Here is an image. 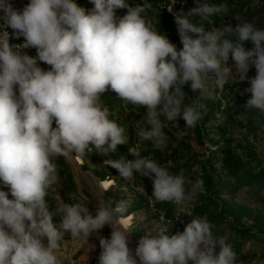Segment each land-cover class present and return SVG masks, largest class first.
<instances>
[{
  "label": "clouds",
  "instance_id": "9594fccd",
  "mask_svg": "<svg viewBox=\"0 0 264 264\" xmlns=\"http://www.w3.org/2000/svg\"><path fill=\"white\" fill-rule=\"evenodd\" d=\"M89 3L91 9L77 0H29L17 10L9 0H0V27L12 29L11 35L0 31V184L8 189L0 188V264H60L57 249L64 232L88 243L106 225L112 232L110 238L99 237V264H137L136 258L139 264H238L232 245L214 236L206 218H193L171 236L165 228L145 230L134 257L127 239L131 231L120 222L119 209L100 200L93 215L86 198L80 202L71 195V203H66L50 199L49 193L58 183L59 159L82 160L94 151L106 156L128 143V127L117 123L103 99L108 91L117 95L126 112L146 110L131 122L136 140L151 141L159 151L168 139L164 120L178 124L182 118L187 128H194L204 115L201 100L214 96L211 84L237 82V76L244 80L250 64L257 75L245 107L264 111V29L243 22L235 28L205 30L204 23L192 18L212 24L211 18L226 16L228 8L196 0V7L174 13L182 44L178 50L147 17L150 3ZM119 9L126 14L118 16ZM21 37L23 43H10ZM245 41L254 47L246 50ZM29 48L35 49V56L27 54ZM230 56L235 73L227 65ZM210 72L215 73L211 83ZM186 86L198 98L189 100ZM174 135L179 139L184 133ZM129 154L135 159L120 155L104 165L126 181L136 174L152 179L157 201L182 205L205 191L202 179L193 182L173 175L136 147L129 148ZM57 214L63 231L53 224Z\"/></svg>",
  "mask_w": 264,
  "mask_h": 264
},
{
  "label": "trees",
  "instance_id": "16d2710c",
  "mask_svg": "<svg viewBox=\"0 0 264 264\" xmlns=\"http://www.w3.org/2000/svg\"><path fill=\"white\" fill-rule=\"evenodd\" d=\"M161 1L163 0H129V3L131 5L150 3L152 9L146 13L147 17L156 23L161 34L167 35L179 50L182 48V44L176 30L174 14L168 13L164 9L161 10L157 5ZM178 1L179 4L174 7L175 13L187 12L197 6L196 0ZM183 1L185 4L182 6L180 3ZM207 2L225 5L228 8V13L226 16L212 17V24L201 21L199 17L192 18L193 22L198 25L204 23L205 30H210L212 27L220 28L225 25L235 28L243 22H249L256 28L264 29V0H207ZM92 7L93 5L90 3L87 9ZM125 14L126 9L117 10L118 16L122 17ZM230 38L235 39V36L232 35ZM244 47L246 50H251L254 45L251 41H245ZM247 74L251 79L255 78L257 70L254 65L249 67ZM210 76L209 73V78ZM248 89L250 87L247 88V93H243L241 89L234 91L230 85H224L219 96L214 92L213 98L202 99L201 102L206 106L203 110L202 120L194 128H187L190 133L196 136L201 145L205 141L208 143L206 154H202L201 160L198 161L195 157H191L169 168L173 175L182 174L187 180L193 182L196 179L204 181L205 191L196 194V202L191 205L187 214H180L176 204L155 200L152 197V179L136 174L134 180L129 181L126 185L135 189L143 187L145 191L132 192L130 194V207L123 214L117 212L118 217H126L134 211H143L151 218L157 221L161 220L172 233L182 232L184 227L195 217L206 218L213 226L214 236L224 237L227 243L232 245L237 254L238 264L251 262L256 257L254 248H264V229L261 226L254 229V226L244 223L243 209L234 204L235 197L243 192L252 193L257 202L264 203V153L260 147L264 142V113L255 108L245 107L252 96ZM185 90L188 91L189 100L198 98V94L192 93L188 86L185 87ZM103 99L110 110L115 113L113 118L117 120V123L126 127L125 122L134 118V112H126L124 107L122 108L119 104L118 97L114 92L108 91ZM140 109L143 112L146 111L143 107ZM161 118L163 119V117ZM163 122L168 121L164 120ZM177 122L180 127L185 126V121L182 118H178ZM172 123L168 122L170 127L163 129L165 134L173 133ZM127 133L128 143L118 146L116 153L105 156L94 151L82 159L84 163L82 169L87 170V165L92 167V174L98 181L113 180L116 182V187L110 186L103 192L106 201L114 208H116L115 204L125 197L123 192L117 189L124 187V179L119 176L116 169L110 165H104V161L118 159L120 155H124L128 160H134L135 157L129 154L131 147H136L142 156L149 158L157 153V150L152 148L151 141H145L142 144L134 138L128 128ZM57 164L61 183H57L54 190L50 191L49 198H62L66 203H71L69 196L74 195L77 201L85 202L76 190L73 177L64 159H59ZM195 165L200 166V172H195L193 175L192 169ZM62 184L67 185L66 193H62ZM187 185L186 182L185 186ZM0 188L7 191L2 184H0ZM84 196L88 197L86 193ZM53 202L50 200V204ZM88 207L95 215L97 210L89 205ZM56 221L62 223V218L53 219V224L60 231H63ZM130 231L132 241L138 245L140 241L138 232L136 230ZM215 251L218 254V245Z\"/></svg>",
  "mask_w": 264,
  "mask_h": 264
},
{
  "label": "rangeland",
  "instance_id": "374dc122",
  "mask_svg": "<svg viewBox=\"0 0 264 264\" xmlns=\"http://www.w3.org/2000/svg\"><path fill=\"white\" fill-rule=\"evenodd\" d=\"M89 6V4H88ZM227 65L232 68L233 72L235 73V64L232 59L228 60ZM253 66L250 64V67ZM210 82H212L215 79V73L210 72ZM251 78L246 74V78L244 80H239V77L237 76V82L235 80H229L224 85H230L234 91H237L238 89H241L243 93H247V88H251ZM223 86H218L216 83L211 84V88L213 92H216L217 96L221 93V90ZM119 104L122 106L121 102L119 101ZM123 108V106H122ZM259 110V109H258ZM260 112L264 113V111L259 110ZM144 114L142 109H138L137 112H134V118L126 121V128L131 130L134 138L136 139L135 135V129L132 126V121L139 120L141 116ZM165 125V128H169L170 125L168 122H163ZM178 123V122H177ZM172 132L171 134H166L168 136L166 147L159 151L157 150L156 154H153L150 158L156 160L161 165L167 167L168 169L173 167L176 164H180L184 162L185 160L195 157L196 160H201L202 154H206V150L208 148V143L205 141L203 145H201L196 136L189 132L186 126H181L179 124H176L175 122L172 123ZM163 130V129H162ZM183 132L184 135L182 138L177 139V137L174 135L175 132ZM262 152L264 153V142L260 146ZM66 164L69 167V171L73 177V181L75 183V187L77 192L80 194V196L85 200V198L88 200V205L91 206L93 209L97 210L99 201L101 200L100 194L97 192V190L89 184L82 173L76 172L72 165L70 164L69 160L66 161ZM82 165L84 164L83 161H81ZM81 165V167H82ZM84 170V169H83ZM90 173H92V167L87 165V170ZM195 172H200V166L195 165L192 169L193 175ZM112 182L111 186L116 187V182L113 180H110ZM123 186L124 187H118V190H121L123 194L125 195L124 199L121 201H118L115 206L117 209H119V213L123 214L127 208L131 205V199L130 194L134 191H145L143 187L139 188H133L126 185L129 183V181L123 180ZM58 183H61V178L59 177ZM189 185L186 186V188ZM8 191V189L6 188ZM62 193H66L67 185L62 184L61 185ZM107 190V189H106ZM103 190L102 192H104ZM84 193L87 194L88 197L84 196ZM59 195V194H58ZM253 194L250 192H243L239 195H237L234 199V204L239 206L243 209V221L247 225L254 226V229H258L259 226L264 229V203L261 204L260 202H257L253 196ZM197 195L194 196V198L191 201L185 202L182 205L177 206V210L180 214L184 215L188 213L189 208L191 205H193L196 202ZM50 210H54L55 208V202L51 203ZM130 224L127 226V229L130 230H136L138 232V236L140 239L145 235V230L151 228V229H159V228H165L167 227L163 224V222L157 221L153 218H151L149 215H147L143 211H134L131 214ZM62 217L60 215H54L53 219ZM188 220L186 221V223ZM57 225H61V221H56ZM112 232V228L109 225H106L102 230L99 231L98 234H94L89 237L88 243H85L83 241H74L71 238V235L69 232H64L63 239L59 242V247L57 249V256L60 260V264H99V256L102 251L100 244H99V237L104 238H110ZM178 233H172L170 230L167 231V235L171 236ZM128 234V233H127ZM155 235V233H153ZM46 243V240H45ZM92 246V247H91ZM137 248L138 245H135ZM256 257L249 262L248 264H264V248L258 247L254 248ZM132 252V251H131ZM133 256L135 257V253H133ZM137 259V264H139V260ZM188 264H193L192 261H189Z\"/></svg>",
  "mask_w": 264,
  "mask_h": 264
},
{
  "label": "built area",
  "instance_id": "2783aa9c",
  "mask_svg": "<svg viewBox=\"0 0 264 264\" xmlns=\"http://www.w3.org/2000/svg\"><path fill=\"white\" fill-rule=\"evenodd\" d=\"M185 1L181 2L180 5H184ZM9 3L12 4L13 8L17 9V10H20L22 9L27 3H29V0H9ZM77 3L85 8H88V4L89 3V0H81V2H79V0H77ZM179 4V1L178 0H163L161 2H159L157 5L158 7L162 10H166L168 13H171V14H174V7L176 5ZM169 8H172V12H169L168 9ZM3 16H4V13L2 11H0V26L4 25V20H3ZM4 30H7L10 35L12 33V29L11 28H6V27H0V31H4ZM10 43H13V44H20V43H23V38L21 37L20 39H10ZM25 51L27 52V54L31 55V56H35L36 55V52H35V49L33 48H29V49H25ZM40 66L42 68H45L47 69V65H44V64H40Z\"/></svg>",
  "mask_w": 264,
  "mask_h": 264
},
{
  "label": "bare ground",
  "instance_id": "6f19581e",
  "mask_svg": "<svg viewBox=\"0 0 264 264\" xmlns=\"http://www.w3.org/2000/svg\"><path fill=\"white\" fill-rule=\"evenodd\" d=\"M70 164L72 165V167L74 168V170L76 172H80L79 170V164H81V160H69ZM85 180L91 184L93 186V182L92 180L90 179V177L86 174H83ZM112 182L110 180H105V181H102V185H101V190H106L108 189L110 186H111ZM104 185H107V187L105 188ZM120 219V222L124 225V227L127 228V226L130 224V219H131V216L128 215L126 217H121L119 218ZM112 228V227H111ZM127 239H128V247L129 249L135 253V248L132 246V243L130 242V239L128 237V234H127Z\"/></svg>",
  "mask_w": 264,
  "mask_h": 264
},
{
  "label": "water",
  "instance_id": "95a60500",
  "mask_svg": "<svg viewBox=\"0 0 264 264\" xmlns=\"http://www.w3.org/2000/svg\"><path fill=\"white\" fill-rule=\"evenodd\" d=\"M74 160H75V159H74ZM81 161H82V160H81ZM81 165H82V163L79 164V170H80V173H82V174H86V175H88V176L90 177V179H91L92 182H93V186H94V188H95V189L97 190V192L100 194V198H101V200L107 202L106 199L104 198V194H103V192H102L103 190H101L102 181H98L97 178H96L92 173L83 170L82 167H81ZM109 226L111 227V225H109ZM128 237H129V239H130V242L132 243V246L136 249L135 244H134V242L132 241L131 236H130L129 233H128Z\"/></svg>",
  "mask_w": 264,
  "mask_h": 264
}]
</instances>
